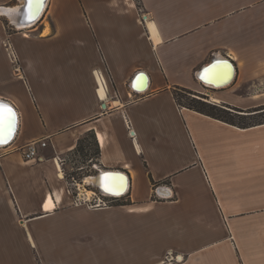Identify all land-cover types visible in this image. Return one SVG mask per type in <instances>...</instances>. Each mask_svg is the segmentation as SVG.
Segmentation results:
<instances>
[{
	"label": "crops",
	"instance_id": "obj_1",
	"mask_svg": "<svg viewBox=\"0 0 264 264\" xmlns=\"http://www.w3.org/2000/svg\"><path fill=\"white\" fill-rule=\"evenodd\" d=\"M24 3L0 0V264H170L171 252L179 264H264V123L175 97L264 113V0H47L26 27ZM228 63L233 81L215 88ZM5 105L18 115L10 141ZM90 132L100 156L81 195L99 191L85 183L99 170L121 171L130 190L116 205H76L57 161ZM41 139L43 160L26 161Z\"/></svg>",
	"mask_w": 264,
	"mask_h": 264
},
{
	"label": "built area",
	"instance_id": "obj_2",
	"mask_svg": "<svg viewBox=\"0 0 264 264\" xmlns=\"http://www.w3.org/2000/svg\"><path fill=\"white\" fill-rule=\"evenodd\" d=\"M5 47L8 52L9 58L14 66L16 75L21 76L22 68H21L20 61H19L16 51L14 50L13 47H11V44H9V42L5 44ZM130 133H131V136L134 135L133 130H131ZM47 146H48V142L45 139L34 140L30 142L29 144H27L26 146L22 148V154L24 156V159L28 162L43 160L40 154V151L46 148ZM57 161L61 163L62 165H64V162H65L64 159L58 157ZM94 167H96V165H94ZM72 179L76 181L74 178ZM74 186L76 187V195H74V191L72 190L71 185H70V191L75 197L76 205L87 204L88 206L92 208L108 207L113 202H117L118 200L122 198L117 195L107 194V193H103L100 191L93 192L92 197L89 198V197H85L81 195V192H80L81 187L77 183V181L75 182ZM166 261L169 262L170 264L184 263L185 257L182 255H175L171 252L168 254Z\"/></svg>",
	"mask_w": 264,
	"mask_h": 264
},
{
	"label": "rangeland",
	"instance_id": "obj_3",
	"mask_svg": "<svg viewBox=\"0 0 264 264\" xmlns=\"http://www.w3.org/2000/svg\"><path fill=\"white\" fill-rule=\"evenodd\" d=\"M9 44H11V43H9ZM11 47H13L12 44H11ZM200 91L201 92H204V90H202V89H200ZM192 93L193 94L186 95L183 91H179V96L181 98L180 102L182 104H186L188 102V99L187 98H194V97L196 98V96L201 97V98L208 99V98H206L207 96H205L203 93H200L198 91H193ZM258 93L264 94V84L261 87V91L258 92ZM261 108H264V107H261ZM258 109H260V108H258ZM235 118H236V121L238 123L263 122L264 121V113L259 114V115H256V116H252V117L239 118V117L236 116ZM83 145L86 146L85 152H87V154L89 155L88 157H86L84 154L80 153L77 150L74 151L73 153H68V154H65V155H63L61 157L65 161L64 162V169L66 171V176H67V179H68V181H69V183L71 185V188L74 191V195H76V187L74 186V184H75L76 181H79V178L82 176V172L79 171V168H81L83 166L84 167H87L89 165V160H90L91 157L96 158V156L94 154L95 153V146H94V143H93L92 138L91 137H87L84 140ZM92 170L94 172L96 169L93 168ZM89 172H90V170H89ZM70 175L71 176H74V178L76 179V181H74ZM114 192H113V194H114ZM118 203H121V202L120 201L113 202L109 206H112L114 204L116 205ZM86 261H89V259L86 258Z\"/></svg>",
	"mask_w": 264,
	"mask_h": 264
},
{
	"label": "trees",
	"instance_id": "obj_4",
	"mask_svg": "<svg viewBox=\"0 0 264 264\" xmlns=\"http://www.w3.org/2000/svg\"><path fill=\"white\" fill-rule=\"evenodd\" d=\"M183 91H184V93L186 95L193 94L192 92L187 91V90H183ZM175 97H176V101H177V103L179 105L188 107L190 109L196 110V111H198L200 113L209 115V116H211L213 118H216V119L225 121V122L230 123V124H233V125H237V126H240V127H249V126H253V125H258V124H263L264 123V121L263 122H253V123H238L236 121V118H235L236 116L239 117V118H243V117L245 118L247 116H243V115L236 114V113H234V112H232V111H230L228 109H225L223 107H220V106H217V105H213V104L207 103V102H205L203 100H200V99H197L195 97L194 98H187L188 99V102L186 104H182L180 102L181 98L179 96V92L178 91L175 92ZM225 106H227V105H225ZM228 107H230V106H228ZM233 109L234 110H237V111H243V110H238L236 108H233ZM261 110H264V108L257 109L256 111H261ZM87 137H91L92 138L93 143H94V146H95V153L94 154H95L96 158L91 157L90 160L96 161L99 158V156H100V147H99V144L97 142L96 135L94 133H92V132L88 133L84 138H82V139L79 140L78 146L75 149V151L76 150L79 151L80 153L84 154L86 157L89 156L87 154V152H85L86 146L83 145L84 140ZM81 168H79V171H82V170L85 171V167H81ZM71 177L74 178V176H71ZM121 200L122 199H120L118 201L121 202Z\"/></svg>",
	"mask_w": 264,
	"mask_h": 264
},
{
	"label": "water",
	"instance_id": "obj_5",
	"mask_svg": "<svg viewBox=\"0 0 264 264\" xmlns=\"http://www.w3.org/2000/svg\"><path fill=\"white\" fill-rule=\"evenodd\" d=\"M44 2H45V0H33L32 7L29 8L28 0H25V3L23 4L24 6L22 5L21 6V10H19V13L21 14L20 26L26 27V26H29V25L35 23L43 14ZM210 83H211V85L215 84L214 82H210ZM131 86H132L133 90L136 91V92H139L141 90L146 91L148 89V85H146L145 88H143V89H138V88L135 87L134 82H132ZM214 86H218V85L215 84ZM211 88H213V87H211ZM5 106H7V105H5ZM103 106L105 107V104ZM7 107H8L7 109H10L11 112H12V122L10 123V127H11V130H13L11 134L14 137V135L16 134V130L18 128V115H17L16 109L13 106L12 107L7 106ZM113 174H117L118 175V174H125V173L121 172V171H110V170L102 171V170H99L95 174V176H93L92 178L101 179L102 176L113 175ZM127 177H128V175H127ZM94 186L97 187L100 192H103L99 183L97 185H94ZM129 190H130V180H129L128 190L124 194L117 195V196L123 197L124 195H126L129 192Z\"/></svg>",
	"mask_w": 264,
	"mask_h": 264
},
{
	"label": "bare ground",
	"instance_id": "obj_6",
	"mask_svg": "<svg viewBox=\"0 0 264 264\" xmlns=\"http://www.w3.org/2000/svg\"><path fill=\"white\" fill-rule=\"evenodd\" d=\"M46 1L47 0H45V2H44L43 12H44V9L46 7ZM220 59H223V58H220ZM224 66H226V64H224ZM228 66H230V68H231L232 72H234V74L231 73V75H229L228 77L226 76L225 79L221 78L223 81H219V80L216 81L215 80L214 83L216 85L225 86V85H228L229 83H231V81H233V78L235 77V70H234L233 66H231L229 63H228ZM206 83H209V82L207 81ZM222 86H215V87H222ZM12 137H13V135L10 136L8 141H10L12 139ZM86 181H88V182H86ZM86 181H85L86 184L87 183H89V184L93 183L94 185H97L99 183L100 187L102 188V191L104 193L113 194V192L115 191L113 195H122L128 190V187H129V179L125 174L105 175V176H102L101 179L88 178V179H86ZM86 194H87V197L91 198L93 195V192L87 190Z\"/></svg>",
	"mask_w": 264,
	"mask_h": 264
},
{
	"label": "snow or ice",
	"instance_id": "obj_7",
	"mask_svg": "<svg viewBox=\"0 0 264 264\" xmlns=\"http://www.w3.org/2000/svg\"><path fill=\"white\" fill-rule=\"evenodd\" d=\"M32 4H33V0H28V6L29 8L32 7ZM226 67V66H225ZM217 75H219V73H217ZM4 106L3 105H0V122L3 121L4 117H3V112H4ZM7 113H8V116H7V119H8V123H9V126H10V123H11V117H12V112L10 109L7 110Z\"/></svg>",
	"mask_w": 264,
	"mask_h": 264
}]
</instances>
